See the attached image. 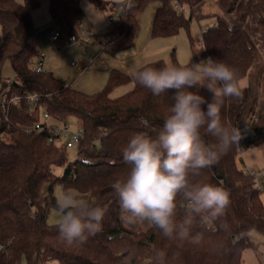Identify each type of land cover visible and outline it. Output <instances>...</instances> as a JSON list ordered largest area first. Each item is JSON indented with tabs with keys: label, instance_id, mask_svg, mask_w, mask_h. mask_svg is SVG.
Instances as JSON below:
<instances>
[{
	"label": "trees",
	"instance_id": "16d2710c",
	"mask_svg": "<svg viewBox=\"0 0 264 264\" xmlns=\"http://www.w3.org/2000/svg\"><path fill=\"white\" fill-rule=\"evenodd\" d=\"M47 1L51 17L74 31L81 18L78 0ZM88 1L99 8L120 5L119 0ZM212 1L220 11L213 15L216 24L202 31L193 54L196 60L211 56L235 69L239 84L246 80L244 86L240 84L242 96L225 98L221 107L222 123L240 127L245 135L218 163L193 177L196 182L227 190L230 205L221 219L213 221L206 214L194 217L190 236L199 234L201 242L192 244L165 238L146 221L127 222L112 187L130 171L131 166L123 160L124 147L137 133L156 136L174 103L173 93L153 95L132 76L116 70L110 72L105 89L94 94L80 92L50 73L35 72L40 51L31 13L38 3L0 0V91L9 80L1 76L3 62L8 60L14 72L10 93L38 95L35 111L23 100L19 107L7 109L6 119L5 114L0 115V264H19L22 258L27 264H242L243 251L254 247L249 233L264 232L260 190L237 165L242 150L264 144V0ZM152 2L159 3L152 35L169 37L188 30L193 18L203 17L208 0H129L104 38L106 52L112 54L133 44L139 29L138 15ZM164 65L156 61L145 66ZM129 78L133 82L130 91L109 96L112 88ZM193 91H200L211 101L206 89ZM41 111L54 122H67L71 117L80 121L83 136L73 161L67 160L68 148L48 142L47 131H25L40 119ZM202 138L205 143H216L203 130ZM58 166L63 169L60 176L53 171ZM57 181L65 190L77 191L90 204L107 209L102 230L84 243L67 244L58 224L46 222L49 209L57 207L52 195ZM183 203L178 200V221L185 216ZM222 221L227 223V230L220 227ZM157 252L164 254L162 262L155 259Z\"/></svg>",
	"mask_w": 264,
	"mask_h": 264
},
{
	"label": "clouds",
	"instance_id": "9594fccd",
	"mask_svg": "<svg viewBox=\"0 0 264 264\" xmlns=\"http://www.w3.org/2000/svg\"><path fill=\"white\" fill-rule=\"evenodd\" d=\"M92 8L95 5L88 3L84 11L90 22L98 23ZM132 77L153 95L171 91L174 103L154 138L137 133L123 149V160L131 166L130 171L124 180L112 185L122 216L129 223L148 222L165 238L199 244V234L190 236L194 217L206 214L215 221L226 215L230 205L227 190L196 182L193 177L218 163L245 135L240 127L226 126L221 120L225 98L242 96L237 72L209 56L183 66L135 68ZM193 89H206L211 101ZM142 123L147 127L146 120ZM202 130L216 143H205ZM178 200L184 202L185 209V216L179 221ZM57 207L61 214L58 229L67 244L84 243L102 230L106 208L92 205L71 191L58 197ZM220 227L227 230L228 225L222 221ZM163 256L157 252L155 259L162 262Z\"/></svg>",
	"mask_w": 264,
	"mask_h": 264
},
{
	"label": "rangeland",
	"instance_id": "374dc122",
	"mask_svg": "<svg viewBox=\"0 0 264 264\" xmlns=\"http://www.w3.org/2000/svg\"><path fill=\"white\" fill-rule=\"evenodd\" d=\"M17 1L24 2V0ZM36 1L38 4L33 9L31 18L36 32L37 46L40 55H43V71L86 94H94L104 90L112 70L131 77L135 68H142L156 61L174 65L176 63L180 66L199 62L200 60L195 59L193 49L199 46L202 31L207 26L216 24L213 15L220 12L213 1L208 0V3L202 9L204 16L199 19L193 18L190 21L188 30L182 29L176 35L169 37L153 36L152 23L159 3L152 2L138 15L139 29L133 44L111 54L104 50V38L117 24L118 6L114 8L109 5L101 8L95 6L91 11L95 13L96 19L100 21L92 23L88 19V14L84 11L86 4L92 3L88 0H78L81 9L80 26H75V30L72 31L59 25L51 17L47 0ZM184 13L187 17V9ZM53 31L60 34L56 41L50 40V34ZM83 31L87 33V36L81 37V41L78 40L73 45H65L64 42L71 33H74L77 37L81 36ZM1 42L2 35L0 31V44ZM191 42H193V46H191ZM72 61L75 62L74 65H71ZM1 76L4 79H14V72L8 60L3 62ZM240 84L244 86L246 80L242 79ZM132 87L133 82L129 78L125 83L112 88L108 94L112 98L118 97L130 91ZM42 113L43 111H41V115ZM41 115L40 119H42ZM67 123L71 130L81 129V123L76 118H69ZM65 153L68 161H73L76 158L75 148H68ZM237 165L244 172L250 169L259 173L264 169V144L242 150ZM53 171L55 175L60 176L63 169L58 166ZM259 190L260 199L264 206V180L260 184ZM64 191H71L82 199L77 191L71 188L65 190L61 183L57 181L52 187V195L56 203L58 197ZM60 216L58 208L51 207L46 222L50 225L59 224ZM249 239L253 242L254 247L243 251L242 264H264V232L251 231ZM19 264H27L26 259L22 258ZM49 264L58 263L51 261Z\"/></svg>",
	"mask_w": 264,
	"mask_h": 264
},
{
	"label": "built area",
	"instance_id": "2783aa9c",
	"mask_svg": "<svg viewBox=\"0 0 264 264\" xmlns=\"http://www.w3.org/2000/svg\"><path fill=\"white\" fill-rule=\"evenodd\" d=\"M120 5L118 6L117 20L121 17L123 11L129 3V0H119ZM179 10L183 9L180 6H176ZM80 26V24H79ZM87 36L85 31L82 32L81 36H77L73 33L70 34L67 40H65V45H73L78 42V40H82L81 37ZM60 37L59 32L53 31L50 34V40L56 41ZM81 57V55H79ZM84 57H86L84 55ZM43 55H40L37 63L34 65L33 69L35 72H44L42 68ZM75 62L72 61L71 65H74ZM12 84V79L7 81L6 86L0 91V115L5 114V119L7 118V109L10 106L19 107L21 102L25 100L30 110L35 111V107L38 103V95L37 94H27L23 97L11 94L10 87ZM42 119H39L34 123V125L30 128H27L25 131L27 133L31 132H42L47 131L49 133L48 142L55 143L58 145L65 146L66 148H77L80 140L82 139V130H71L67 122H54L51 116L43 112L41 115ZM246 173L252 177L255 185L259 188L260 184L264 180V169L257 173L254 170H247Z\"/></svg>",
	"mask_w": 264,
	"mask_h": 264
}]
</instances>
